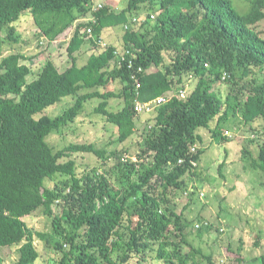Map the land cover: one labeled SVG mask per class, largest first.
Returning a JSON list of instances; mask_svg holds the SVG:
<instances>
[{
	"label": "trees",
	"instance_id": "1",
	"mask_svg": "<svg viewBox=\"0 0 264 264\" xmlns=\"http://www.w3.org/2000/svg\"><path fill=\"white\" fill-rule=\"evenodd\" d=\"M23 16L49 43L74 26L69 67L48 60L31 80L23 53L3 54L19 42ZM263 23L264 0H128L120 12L101 0H0V263L1 252L14 247V264L43 262L39 239L50 251L44 264H220L189 240V203L181 212L177 206L195 194L188 183L208 148L220 146L219 169L226 164L231 115L257 133L260 121L264 135ZM108 25H121L120 48L102 43ZM86 45L96 52L80 65ZM67 96L75 102L50 114ZM162 97L145 112L152 119L135 154L50 143L56 133L74 132L94 99V111L117 127L112 142L124 143L138 134V103ZM111 99L123 106L111 109ZM257 142L258 156L243 148V159L264 173V140ZM79 152L100 164L80 169L71 158ZM40 209L51 232L25 220ZM197 227L200 235L212 228ZM260 259L264 264V253Z\"/></svg>",
	"mask_w": 264,
	"mask_h": 264
},
{
	"label": "rangeland",
	"instance_id": "2",
	"mask_svg": "<svg viewBox=\"0 0 264 264\" xmlns=\"http://www.w3.org/2000/svg\"><path fill=\"white\" fill-rule=\"evenodd\" d=\"M101 1L104 5L109 4L115 12L126 8L128 3V0ZM73 31L74 26L67 29L56 41L49 43L39 37L40 30L31 17L23 16L18 26V33L21 35L19 42L14 44L13 49L6 46L3 54L23 53L26 56L23 62L32 69L29 77L31 80L37 76L48 60H53L60 70H65L72 64L67 46ZM122 34L121 25L105 26L102 34L105 41L102 43L106 42L120 48ZM94 52L96 51L89 45L84 46L79 51V64L86 63ZM228 89L229 86L226 84L223 90ZM74 102L75 97L67 96L49 113L58 114ZM99 102V99L86 102V112L77 118L74 132L56 133L50 137V143L60 148L70 141L90 142L98 148L108 150L127 148L135 154L139 141H142L144 137L146 126L152 119L151 114L140 113L137 135L124 143H114L112 141L118 136L117 127L108 123L102 114L94 111ZM123 102L122 99H111L110 108L118 109L123 106ZM255 126L260 129L258 133L245 125L239 113L230 116L224 123V130L228 131L227 137L233 140L227 144L229 155L226 164L219 169L218 165L222 161L220 146L213 145L208 148L202 155L198 175L191 178L188 183V190L196 187L195 194H185L177 206V211L181 212L189 203L185 210L186 219L191 221V226L187 230L189 240L194 245L202 247L206 253H211L213 259L220 264H262L260 256L264 253V173L260 170L259 172L252 170L250 160L248 162L243 159L245 155L243 148H247L257 157L259 151L257 141L264 140L261 122H256ZM204 135L207 142L212 140L208 131H205ZM71 158L78 162L80 169L92 168L100 164L98 157L92 153H73ZM47 185L52 186L53 182L48 180ZM25 220L36 230L46 232L52 230L51 219L42 209L27 216ZM206 222L210 223L212 228L200 235L196 224L200 226ZM35 243L41 250L43 262L47 263L50 251L41 240L36 239ZM231 251L234 254L229 255ZM1 253L4 260L0 264H14L19 256L18 249L15 247L4 249ZM43 262L37 264H44Z\"/></svg>",
	"mask_w": 264,
	"mask_h": 264
},
{
	"label": "built area",
	"instance_id": "3",
	"mask_svg": "<svg viewBox=\"0 0 264 264\" xmlns=\"http://www.w3.org/2000/svg\"><path fill=\"white\" fill-rule=\"evenodd\" d=\"M99 7H101V4H99ZM180 94L181 95H186L187 93H186V90H181L180 91ZM166 101V98L164 97H162V98H158L157 100H155L154 102H147V103H138V105H137V110L141 113V112H151V111H153L154 110V107L156 106V105H160V104H162L163 102H165Z\"/></svg>",
	"mask_w": 264,
	"mask_h": 264
}]
</instances>
